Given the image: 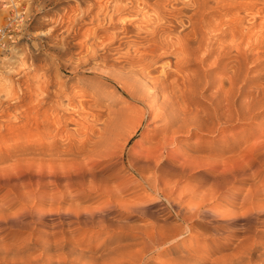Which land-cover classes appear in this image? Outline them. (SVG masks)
<instances>
[{
    "label": "bare ground",
    "instance_id": "1",
    "mask_svg": "<svg viewBox=\"0 0 264 264\" xmlns=\"http://www.w3.org/2000/svg\"><path fill=\"white\" fill-rule=\"evenodd\" d=\"M253 1L254 0H77L74 5L68 8L69 10L66 14L61 16L56 23L50 27L46 36L53 48L58 50L59 57H56V59L59 61L60 67L68 66L66 68L76 69L83 63L91 64L92 66L88 69L92 72L94 77V81H92L90 86L92 93H89L91 94V100L93 97L97 99L108 94L112 97L119 92L134 103L133 107L124 110H121L123 109L121 108V111L114 113V116L110 119L103 120L99 118L98 115L92 114V111L88 114L91 119L89 120L86 118V124L79 122L77 119L70 118V125L74 128V134L80 127L84 128L86 131L83 134L84 139L78 143V150L88 148L87 154L89 159H93L92 157L95 158V156H97L98 159L100 157L104 158L108 149L112 147H110V145L116 139H123L126 136L128 124L134 123L135 125V127L133 126L132 128V133L134 132V128H140L143 125L146 119V112H142L139 106H145L148 114L147 122L150 126H153L150 143L151 141L155 142V150L150 149L149 152L154 151L156 157L150 155L154 157L153 160L150 159L152 161H148L146 157L147 160L145 164L148 167L150 166L147 170L152 172V178L148 179L144 177L143 180L149 188H156L160 185L163 187V185L166 184L165 181L169 182V180H165L166 168H174V164L172 165L168 158L164 156V152L166 151L164 147L165 144L168 143L172 145L176 141L177 136H191L197 130L202 134H221L223 133L221 127L214 128L213 125H210L211 120L217 121L220 125L236 121V119H234V114L236 112L238 114L242 107L247 106L248 108H254L264 103V65H262L263 62H258L264 56V9L261 7L258 8V5L254 4ZM258 30L260 31L258 32ZM59 31L63 32L61 34H56ZM68 55L71 57L64 60L63 57ZM247 62L251 67L243 69V64ZM259 67H261L259 69L260 71L254 73L253 69ZM105 83H110V88L113 86V90L110 89V93L103 87ZM53 86L54 81L50 79L49 82H46V86L39 90L41 94H39V98L35 100V107L42 108L47 101H55L61 98L59 95L57 96L58 92L51 91ZM206 93L208 94L206 95ZM200 97L205 102L204 106H202L201 102L198 100ZM71 103H75L79 109L83 106L81 100L76 102L74 98H68L66 99L65 107H69ZM91 103L92 101L90 104ZM24 104L22 99L17 98L13 107L21 108L25 106ZM58 106H60V104H58ZM60 108H64V105ZM55 109L56 108L53 106V109H51L52 114L55 113ZM80 110L83 111L82 109ZM60 123L61 120L55 115L52 119V124L58 125ZM65 125L66 124H64L63 127H65ZM35 126L36 129L39 130H43L47 127L44 126V124L40 126L38 123H36ZM38 132L40 133L41 131ZM19 134H21V132ZM57 134L58 132H56L55 136H57ZM20 136L16 144V152L18 155L22 153L21 149L35 151L40 154L44 152L45 143H35L36 146H29L26 144H29L30 141H23L20 139ZM69 137L70 135L67 136L69 142L65 141L67 144L70 143L71 140ZM118 142L119 141H117V143ZM74 145L77 146L76 144ZM48 147L49 149L45 152L52 158L55 148L52 149L53 144H49ZM117 148H119V146ZM70 149L63 150L62 154H59V156H67L71 153L73 148ZM109 151L112 152V150ZM110 155L108 157H110ZM150 156L148 158H150ZM186 156L187 157H184L186 159L190 157H188V155ZM262 157L264 159V155H262ZM18 158H16L17 161L19 160ZM57 158L60 159L59 157ZM236 158L239 160L238 156ZM186 159H184L183 162ZM227 159L231 160V158L228 157ZM233 159L235 158H232L231 161L236 160ZM189 160H191V157L188 161ZM258 160L262 159L260 158ZM226 161L224 163H226ZM47 162L51 163L55 161L51 159V161ZM89 162H91V160ZM183 162L182 165L185 163ZM19 163L22 164L21 160ZM233 163L234 162H232V164ZM16 164L18 163L16 162ZM130 166L132 165L130 164ZM262 166L264 168V162ZM179 167V171L182 170V166ZM226 167L224 171L221 169L225 174L227 172L226 169H228ZM143 168H145V166H143ZM82 170L84 169L82 168ZM185 171L187 172V170ZM93 172L94 170L90 172V174ZM218 173H220V171ZM224 173H222V175ZM225 174L223 176H225ZM33 175L35 174L33 173ZM93 175L95 177L96 172H94ZM93 175H91V177ZM172 175H176V173ZM36 176H38L36 177L38 179L36 180L38 181V186H41L44 191L48 188L47 186H52L55 190L62 187L66 191L69 189L68 181H62L66 176L54 168L49 167L47 172L39 171ZM219 176L221 177L220 174ZM45 177L50 179V181L47 180V183L40 185L39 182ZM252 178L255 180L256 174H253ZM90 179L92 180L93 177ZM238 180L239 179H237V181ZM173 182H175V180ZM227 183L225 186H227ZM20 184L22 185V183ZM60 184H63V186ZM167 185L168 184H166L164 188H166ZM28 187L27 189L30 190L31 187ZM35 187H37V185ZM35 187H33V189H35ZM119 187L118 189H120ZM199 187L201 188V186ZM236 187L238 186L236 185ZM248 188L247 194L244 198L242 197L243 199L239 201V206L237 207V211L240 212V216L243 217L244 222L237 230L241 234H226V238L219 247L215 251H211V256H214L215 259H206L207 257L204 258L203 255L201 256L202 258H200L194 253L183 249L182 241L184 236L193 233L195 230V226H193L195 223L193 221H203L205 218H212L213 220L225 219L229 216L231 218L233 216L237 219V213H234L235 216L233 214L229 215L228 211V216L226 212H224L226 214L218 212V205H216V207L212 206V208H207L208 206H205L207 203L205 205H197L196 203V206L193 204V206H189L187 203L186 206H184L174 202L173 204H169V209L175 208V217L186 224L185 227L183 226L184 229L176 236L172 235L173 233L170 234L164 219L161 224L157 223L158 225H151L147 228H144L145 226L142 225L143 229H140L137 234L134 235L131 233V235H134L132 237L134 239L132 243L130 242V246L118 247V245L116 247L112 246L113 248L111 247L110 249H108L110 238L104 241L102 240L101 244L97 246V240H95L94 243L81 244L75 237L72 238L71 236L73 235L69 234V232L65 234V231L63 232L64 234H58L56 231L50 233L52 230L49 232L50 234H42L40 232L39 234L36 232L37 234L31 233L30 237L28 235L26 241L22 242V240H20L22 243H20L21 245H18V247L7 245L8 243L4 244L5 242L3 243L0 240V264H264V234L262 233L263 235L261 234L262 236L259 237H256L255 234L257 225L264 226V179L258 180V182L256 181ZM186 190H188V194H191L193 191L189 193V189ZM165 191L167 190H164V192ZM175 191L173 192L175 193ZM155 192L157 193V191ZM38 194L40 193H37V195ZM121 194L122 193L118 195ZM166 194H169V192ZM179 194H177V196H179ZM186 194L187 192H185L184 197ZM46 196L49 197V195ZM161 196L163 197V194H161ZM179 197L182 200L181 196ZM186 197H188V195ZM193 197H197V195ZM23 198L25 197L23 196ZM23 198L21 197L22 200ZM42 199H44V196ZM164 200L165 199H163V201ZM166 200L168 201V199ZM181 200L177 202H181ZM195 200L197 199L195 198ZM191 201L195 202L194 198ZM175 203L176 206L174 205ZM222 204L235 205V200L227 197L224 203H220V205ZM2 205L0 211H2ZM40 205L41 203L37 205L33 213L34 215L37 214L38 219H41L43 214H46L42 213L44 211H38L39 208H41ZM128 205L130 206V204ZM137 207L139 206L137 205L134 208ZM220 212L223 211L220 210ZM15 213L13 215L11 214L10 217L15 216ZM20 213L17 214L20 215ZM17 214L13 219H10L12 220L11 222L17 223L19 221V216ZM25 214L26 213H24V215ZM0 216L3 217L2 214ZM153 216L155 215L151 217ZM157 217L158 216L154 219L157 220ZM149 219L153 222L152 218L149 217ZM72 226L70 229H72ZM120 226L121 225H119L118 228ZM206 226L211 227L209 225ZM50 229L52 228L50 227ZM262 230L263 229H261V232H263ZM114 231L116 230L114 229ZM234 231H236V229ZM58 232L60 233V230ZM226 244H231V247L229 249L225 248L227 251H224ZM94 247H96V250H94ZM35 249H37L40 254L33 257L35 254L31 256V252ZM175 251H181V254L177 257L174 253L176 255H174L175 258L167 256ZM162 256H167L169 259L166 258L167 260L162 262L155 261L157 258L161 259Z\"/></svg>",
    "mask_w": 264,
    "mask_h": 264
},
{
    "label": "rangeland",
    "instance_id": "2",
    "mask_svg": "<svg viewBox=\"0 0 264 264\" xmlns=\"http://www.w3.org/2000/svg\"><path fill=\"white\" fill-rule=\"evenodd\" d=\"M76 1L77 0H0V26L4 24L6 20L11 21V19L16 17L22 18L21 22L20 19H18V25L14 21H11L12 24H14V26L12 27L13 31L17 36L15 41L6 44L3 48H0V209L1 205L3 204L2 211H0L2 212L0 213V215L2 214L3 216H0L1 242H5L4 244L8 243L7 245H11L13 247H18V245H21L20 243L28 239V235L30 237L31 233L37 234L40 232L42 234H50L56 231L58 234H61L65 231V234L69 232V234L73 235L71 237H75L81 244H90L94 243V241L97 240V246H99L102 240L104 241L105 239L110 238L108 249H110L112 246L116 247L118 245V247L130 246L132 240L134 239L132 237L137 234L140 229H143L142 225L145 226L144 228L150 227L151 225L156 226L158 224H161L163 222L162 220L164 219V221L166 222V227L170 234L173 233L172 235L176 236L182 229H184L186 224L175 217L174 212L176 209H169V204H173L174 202H176L184 206H186L187 203V205L189 206H196V203L197 205H205L207 203V205H205L208 206L207 208H212V206L216 207V205H218L217 207L219 213H227L229 211V215L233 214L234 216V213H237V219H235V217L233 216L231 218L228 213H224L230 217L225 218L227 220L229 219L228 221L225 219L213 220L212 218H205L203 221L192 220L195 223H193V226H195L194 229L196 231L194 230L193 233L184 236L182 247L183 249L194 253L197 257L202 258L201 256L203 255L204 258L207 257L206 259L214 258V256H211V251H215L219 247V245L226 238V234H241L237 231L244 223L243 217H241L240 212L237 211L239 201L243 199L247 194L249 186H252V184L256 181L258 182V180L260 181L264 179V168L262 166L264 162V159L262 157V155H264V110H262L264 109V103L257 105L254 108H248L247 106L242 107L239 110L238 114L237 112L234 114V119H236V121L227 122L222 125H220L215 120H211V122L209 121L210 125H213L214 128L221 127V131L223 132L221 134H202L199 130H197V133L194 132V134L191 136H177L176 141L172 145L168 143L165 144L164 147L166 151H163L164 156L168 158L169 162L172 165L174 164V168H166L167 170L165 173V180H169V182L165 181V183L168 184L166 188H164L166 184H164L163 187L162 185H160L161 187H156L157 189L154 187L149 188L143 180L144 177L148 179L152 178V172L147 170L150 166L148 167L145 164L146 160L148 159V161H152L154 157H156V153L154 151H151L152 154L151 152H149L150 149H154L155 142L151 141V143L153 144L150 143V139L152 137L151 130L153 126H150L147 122L148 114L145 106H139V109H142V112H146V119L143 125L140 127L141 129L139 127L134 128V132L132 133V128L133 126L135 127V125L134 123L128 124L126 128V136L123 139H116V142L114 141L110 145V147H112H109L110 149H108L107 154L104 158L100 157L98 159V157L95 156V158L92 157L94 161L93 159H89V156L87 154L88 148L78 150V143L84 139L83 134L86 131L84 128L80 127L74 134V128L72 125H70L71 119H77L79 122L86 124V118L89 120L91 119V117L88 116L91 111L92 114L98 115V117L103 120L110 119L114 116V113H118L119 111L127 109L129 107H133L134 103L128 100L124 94H121L119 92H117V94L112 97H110V94H108L97 99L93 97L91 100V94L89 93H92V89L90 86L92 84V81H94L92 72L88 70L92 66L91 64L83 63L79 66V68L76 69L66 68L68 66L60 67L61 65H59V61L56 59V57H59L58 50L56 48H53L46 36L50 30V27H52L61 16L66 14V12L69 10L68 8L74 5ZM253 3L257 4L258 8L261 7L264 9V0H254ZM259 31L260 30H258V32ZM62 32L63 31H59L56 34H61ZM68 57L71 56H65L63 57V59L66 60ZM258 62H263L262 65H264V56ZM249 67L251 66L247 62L243 64L242 68L248 69ZM261 67L253 69L254 73L260 71L259 69ZM50 79L54 81V86L51 91L58 92L57 96L59 95L61 98L55 101L49 100L44 104L42 108H37L35 107L36 104L34 103H36L35 100L39 98L38 95L41 94L39 90L41 88H44L46 86V82H49ZM103 87L106 91H108V93H110V89L113 90V86L112 88H110V83H105ZM207 94L208 93H206V95ZM17 98L22 99L23 103H25V106L21 108H14L13 106ZM68 98H74L76 102L81 100L83 106H81L80 109H82L83 111H81L78 106L75 105V103H71L70 106L66 108L65 104L66 99ZM198 100L201 102L202 106L205 105V102L201 97L198 98ZM91 101L93 104H90ZM58 104H60V106H58ZM62 104L64 105V108H60L63 107ZM53 106L57 110L55 109V113L52 114L51 109H53ZM55 115H57V117L61 120V123L58 125L52 124V119ZM36 123H38V125L40 126L44 124V126L47 127L43 130L36 129ZM64 124H66L67 126L65 125V127H63ZM38 131L41 132L39 133ZM20 132L21 134H19ZM56 132H58L57 136H55ZM18 135H21L20 139H22L23 141H30L29 144H26L29 146H36L35 143H45L44 152L40 154L35 151L21 149L22 153L18 155V153L16 152V144L19 138ZM69 135V138L71 140L70 143L67 144L66 142H69L67 136ZM53 141L56 143H54ZM117 141L119 142L117 143ZM49 144H53L52 149L55 148L52 158H50L49 154L45 152L49 149ZM74 144H76L77 146H75ZM118 146L121 149L117 148ZM65 149H70L71 153L67 156H59V154H62L63 150ZM109 150H112V152ZM109 155L110 157H108ZM148 155H152L154 157L150 156V158H148ZM186 155H188V157L190 156L191 160L188 161L190 157L187 159L184 158L187 157ZM237 156L239 157V160L236 158ZM18 157H20L21 159ZM57 157H59L60 159H58ZM227 157L231 158V160L232 158H235L236 160L233 159L235 161H231L230 159H227ZM16 158H18L19 160L17 161ZM183 158L186 159L184 161L185 163L183 162ZM260 158L262 160H258ZM51 159L55 162L48 163L47 161H51ZM81 159H83L84 161ZM20 160L22 164L19 163ZM90 160L91 162H89ZM225 161L226 163H224ZM236 161L238 165L236 164ZM16 162L18 164H16ZM182 162L184 163L183 165ZM232 162L234 163L232 164ZM130 164L133 167L130 166ZM176 165L178 167L182 166V170L179 171ZM143 166H145V168H143ZM224 166H227L226 168H228L226 169L227 172L225 170L226 174L223 172L225 169ZM49 167L54 168L55 170L63 173L66 176L62 181H68L69 189L67 191L63 189V187L55 190L52 186H47L48 188L45 189V193L41 186H38V181H36L38 180L36 178L38 177L36 176L37 172H47V169ZM82 168L84 170H82ZM91 169L92 171L94 170V172H96L95 177L93 175L94 172L90 174V172H92ZM168 169L171 171H169ZM185 170H187V172ZM219 171L220 173H218ZM221 171L225 174V176H223L224 174L222 175ZM33 173L35 175H33ZM173 173H176L177 176L172 175ZM219 174L221 175V177L219 176ZM253 174H256L255 180H253L252 178ZM91 175H93L92 180L90 179L92 178ZM215 175L218 177H216ZM222 177L224 178V180ZM236 178L239 180L237 181ZM47 180L50 181V179L46 177L41 179V181L39 182L40 185L47 183ZM174 180L175 182H173ZM19 182L22 183V185ZM226 183L227 186H225ZM177 184L180 187H178ZM36 185L37 187H35ZM60 185L63 186V184ZM236 185L238 187H236ZM199 186H201V188ZM27 187H31V191L27 189ZM33 187H35V189H33ZM118 187L121 190L118 189ZM168 188L171 191H169ZM36 189H38L39 191ZM172 189L173 191L176 190L177 192L175 191L174 193ZM186 189H189V193L192 190L193 191L191 192V194H188V190ZM162 190L163 192L164 190H167L169 194H166L168 193L167 191L163 193ZM36 191L40 194L37 195ZM155 191H157V193ZM203 191L206 193H204ZM185 192H187V194L184 197ZM120 193L122 194L118 195ZM196 193H198L199 196ZM161 194H163V197L161 196ZM177 194L181 196L182 200L179 196H177ZM194 194L197 195L198 198L193 197L195 196ZM46 195H49V197ZM50 195H54L55 199L54 196H52V199ZM187 195L188 197H186ZM23 196L27 199L23 198ZM29 196L32 197L30 198ZM43 196L44 199H42ZM21 197L23 198V200L21 199ZM227 197L233 198L235 200V205H220V203H224V200ZM183 198L185 201L183 200ZM186 198L188 201L186 200ZM193 198L195 202L191 201L193 200ZM195 198L199 201L195 200ZM163 199L165 200L163 201ZM166 199H168V201ZM189 199L191 202L189 201ZM179 200H181V202H177ZM39 203H41V208H39L38 211L41 210L44 211L42 213H46L43 214V217L41 219H38L37 214H33ZM160 203L163 205H161ZM176 203L174 204L175 206ZM128 204H130V206ZM136 204L139 206L137 207L138 209L134 208L137 206ZM140 205H142L143 207ZM220 210L223 212H220ZM18 211L22 212L20 213ZM23 212L26 214L24 215ZM14 213L15 216L17 213H20V215L17 214L19 216V221L17 223L11 222L12 220H10L15 217H10V215H13ZM63 213L66 215H64ZM75 213L79 214H77L76 216ZM149 214L151 216H155L151 217ZM146 216L148 217V219ZM156 216H158L157 220L154 219L156 218ZM149 217L152 218L153 222L151 221V219H149ZM33 219L36 223L33 221ZM206 219H208L209 221ZM70 224L71 226L73 225L72 229H70ZM19 225L22 226L20 227ZM119 225L121 226L118 228ZM206 225H209L211 227H207ZM230 225L232 226V228ZM50 227L52 229H50ZM130 227H133L132 230ZM113 228L116 231H114ZM235 229L237 232L234 231ZM261 229H263V232H261ZM51 230L52 232H50ZM59 230L60 233L58 232ZM131 233H133L134 235H131ZM262 233L264 234V226L257 225L255 233L256 237L262 236ZM20 240H22V242ZM230 247L231 244H226L224 247V251H227L226 249H229ZM94 250H96V247H94ZM180 252L181 251H175L167 256L175 258L176 255L178 257L181 254ZM31 253V256L35 254L33 257L40 254L37 249H35ZM167 256H162V260L160 258H157L158 260L156 259L155 261H165L169 259V257Z\"/></svg>",
    "mask_w": 264,
    "mask_h": 264
},
{
    "label": "built area",
    "instance_id": "3",
    "mask_svg": "<svg viewBox=\"0 0 264 264\" xmlns=\"http://www.w3.org/2000/svg\"><path fill=\"white\" fill-rule=\"evenodd\" d=\"M18 19H20V22L22 21L21 17L13 18L11 19V21H14L18 25ZM11 21L6 20V22L0 26V48H3L6 44L10 42H14L17 37L12 28L14 24H12Z\"/></svg>",
    "mask_w": 264,
    "mask_h": 264
}]
</instances>
